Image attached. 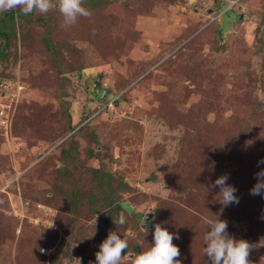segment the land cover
<instances>
[{
  "label": "rangeland",
  "instance_id": "obj_1",
  "mask_svg": "<svg viewBox=\"0 0 264 264\" xmlns=\"http://www.w3.org/2000/svg\"><path fill=\"white\" fill-rule=\"evenodd\" d=\"M86 3L67 29L58 10L0 21V95L7 77L24 90L14 134L0 129V264H96L108 208L89 207L93 167L128 183L116 194L132 208L111 230L128 241L120 264L154 244L156 224L180 264H211L205 217L264 264V194H250L264 169V0ZM225 174L238 204L219 202Z\"/></svg>",
  "mask_w": 264,
  "mask_h": 264
},
{
  "label": "clouds",
  "instance_id": "obj_2",
  "mask_svg": "<svg viewBox=\"0 0 264 264\" xmlns=\"http://www.w3.org/2000/svg\"><path fill=\"white\" fill-rule=\"evenodd\" d=\"M20 10L25 15L34 12L45 15L58 10L62 16V27L70 28L81 17H89L91 12L84 6V0H0V13ZM264 163V160L258 161ZM257 182L250 189L251 195L264 194V169L256 173ZM227 174L218 177L213 187H219V202L228 206L238 204L239 198L235 195L236 188L227 183ZM113 222L118 226L126 224V217L121 212ZM203 223L207 231L204 235L203 249L211 264H250L248 259L252 245L244 239H236L228 234L226 220L205 217ZM51 224L49 227H52ZM176 238H179L178 236ZM154 244L138 254L134 264H180L179 247L173 243V233L160 224H156L153 233ZM128 248V241L116 231H110L107 238L100 244L96 252V264H120L123 253ZM43 251V249H41Z\"/></svg>",
  "mask_w": 264,
  "mask_h": 264
},
{
  "label": "trees",
  "instance_id": "obj_3",
  "mask_svg": "<svg viewBox=\"0 0 264 264\" xmlns=\"http://www.w3.org/2000/svg\"><path fill=\"white\" fill-rule=\"evenodd\" d=\"M84 4L88 5L86 2L88 0H84ZM97 5V1L91 3L92 7H95ZM6 14L9 15L8 19H4V20H0V21H4V23H7L9 21H13L15 19L16 16H27L25 14H23V12L19 13V12H5ZM28 18V16H27ZM3 23V22H2ZM5 38H8L10 36L9 32H0ZM5 55V51L4 50H0V56H4ZM11 79L13 78H5L3 81H5V83L8 82V85L3 89V93L0 95V100H4L6 93H10L13 89V85H11ZM16 80V79H14ZM1 81V79H0ZM17 82L21 83V79L18 78V80H16ZM24 90L21 91V93H23ZM21 96L22 94H20L19 96H17L16 99H14V101L12 102V108H11V123H10V135L14 134V123L16 120V116H17V112L19 110V105L21 102ZM2 97V98H1ZM71 120V118H70ZM86 122V121H85ZM87 123V122H86ZM84 123V125L86 124ZM71 124V123H70ZM71 126L69 127V130L71 131L70 136H72L75 132L79 131L82 126ZM236 131V130H233ZM244 131H242L243 133ZM74 142V146L79 144V142L77 141H72ZM98 144L94 146V149L90 150L91 154L96 155V152H100V150H97ZM75 150H77V148H75ZM70 149H65V156L68 158L71 154ZM91 172V177L92 180L94 182V186L95 189H91V191L88 193V202L90 204V208L96 209L99 211L100 209L103 208V211L106 210V208H108L105 213L101 216V219H99L98 221V232H97V236H96V241L98 242H102L103 240H105L109 234V232L112 230V225H114L115 223L113 222V219L116 218V215L119 214L122 210L126 209L129 210L130 208H132L130 205V202L127 200H123V198L118 197V195L116 194V191L118 190L119 187H122L124 189L127 188L128 183L125 182L123 179H119L118 182H115L116 180V174L111 171L110 169H107L105 167H93L90 169ZM79 189L78 188H74L73 190V200L74 202L79 201V194H78ZM146 215V214H145ZM73 230V229H72ZM74 231V230H73ZM75 232V231H74ZM75 233H72L71 231H69L68 234V238L75 236ZM49 264H55V261L49 262Z\"/></svg>",
  "mask_w": 264,
  "mask_h": 264
},
{
  "label": "built area",
  "instance_id": "obj_4",
  "mask_svg": "<svg viewBox=\"0 0 264 264\" xmlns=\"http://www.w3.org/2000/svg\"><path fill=\"white\" fill-rule=\"evenodd\" d=\"M21 88L19 82L15 81L12 91L6 93L4 100H0V129L4 131L6 136L10 134L12 102L21 94Z\"/></svg>",
  "mask_w": 264,
  "mask_h": 264
},
{
  "label": "water",
  "instance_id": "obj_5",
  "mask_svg": "<svg viewBox=\"0 0 264 264\" xmlns=\"http://www.w3.org/2000/svg\"><path fill=\"white\" fill-rule=\"evenodd\" d=\"M153 216V213H147L144 217V220H143V225L146 226L148 224V221L150 220V218H152Z\"/></svg>",
  "mask_w": 264,
  "mask_h": 264
}]
</instances>
